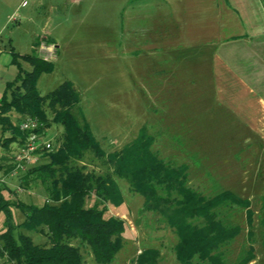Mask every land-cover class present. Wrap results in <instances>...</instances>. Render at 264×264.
<instances>
[{
    "label": "rangeland",
    "instance_id": "1",
    "mask_svg": "<svg viewBox=\"0 0 264 264\" xmlns=\"http://www.w3.org/2000/svg\"><path fill=\"white\" fill-rule=\"evenodd\" d=\"M156 1L158 4H154L152 9L148 5L152 1L147 0H0V54L4 57L10 49H14L20 53L35 51L42 55L47 52L41 50L42 44L51 47L54 67L51 72L39 76V92L46 94L61 82L71 81L80 96L76 108L81 110L92 134L107 151L123 147L144 126L155 137L153 148L159 155L188 164L190 183L201 192L213 195L218 190L229 189L249 199L254 211L252 229L255 249L254 259L249 264H264L261 245L263 227L260 224V198L264 195V170L260 165H263L264 143L261 141V144L262 139L251 138L244 126L226 127L225 121H211L207 117L208 112L202 110L213 103L209 93V71L212 69L208 55L210 48L202 47L203 77L172 80L176 83L196 81L199 88L204 89V94L197 97L178 94L163 96L162 88L150 85L153 81L157 87L163 85V66L191 67L190 62L180 65L177 59L187 54L185 58L190 61L192 55V51L174 49L165 54L171 57L168 64L163 62L162 49L152 51L150 46L155 43L154 38L162 35L160 27L174 21L172 12L164 11L169 9L168 4L164 5L162 0ZM48 38L53 39L54 43L48 44ZM38 41L40 44L36 47ZM55 45L58 46L57 51ZM1 59L0 97L6 82L17 73L15 65ZM154 75L155 79H152ZM154 90L160 94L154 96ZM164 105L168 108L172 106V117L177 115L180 107L183 112H190L191 107L196 106L199 115H202L197 117L200 127L194 131V142L179 136L178 127L166 126L168 111L163 108ZM59 131L60 128L52 124L45 130V139L53 142ZM233 133L236 140L230 147H234V150L239 148L235 157H216L218 149H222L220 155L226 154V142L221 141L229 139L228 135ZM248 139L253 140L255 152L252 158L241 159L243 153L247 152L245 144ZM254 139H257L256 142ZM99 162L98 159L90 161V157L86 160L89 168L102 172L106 167ZM11 178L9 174L5 177L7 182ZM119 185L124 202L119 206H110L109 212L125 219L128 229L124 245L111 264H136V255L147 247L159 250L157 264H178L173 251L176 236L168 228L158 227L161 224H157L151 212L141 210L143 198L131 194L124 180L119 179ZM32 186L29 192L23 190L21 183L18 187L21 190H6L4 197L12 202L40 205L46 198L44 186L39 182H33ZM93 200L88 198L87 205L92 204ZM11 211L14 221H23L24 214L19 206L13 204ZM226 211V220L241 226L240 233L225 249L227 260L232 264L248 245V226L244 210ZM4 221L5 213L0 210V230L4 227ZM22 231L35 243H45L47 240L38 231ZM81 251L85 264H99L87 247ZM0 264L13 262L0 256Z\"/></svg>",
    "mask_w": 264,
    "mask_h": 264
},
{
    "label": "trees",
    "instance_id": "2",
    "mask_svg": "<svg viewBox=\"0 0 264 264\" xmlns=\"http://www.w3.org/2000/svg\"><path fill=\"white\" fill-rule=\"evenodd\" d=\"M47 43L54 41L48 38ZM10 53L17 73L6 82L0 97V148L10 152L12 141L23 144L27 132L19 129V123L29 116L41 122L37 131L45 133L56 124L60 134L54 137L50 150L40 153L36 165L19 171H25L24 188L29 189L33 182L44 186L43 203L12 202L0 196V210L5 213L1 257L13 264H85L81 249L87 247L95 262L111 264L128 229L125 219L109 212L110 206L124 202L121 179L131 194L143 198L141 210L151 212L161 224L158 227L168 228L176 236L173 251L178 264H229L225 249L241 226L228 222L225 213L238 209L245 212L248 245L232 264H249L254 259V211L249 199L229 189L213 195L201 192L190 183L188 164L159 155L153 148L155 137L144 126L123 147L107 151L76 108L80 96L71 81L61 82L46 94L39 92L37 80L53 70V62L35 51L10 49ZM89 157L106 168L102 172L89 168ZM13 167L14 161L4 173L8 175ZM88 198L94 199L90 205ZM260 201L264 249V195ZM13 204L21 208L23 221H14ZM22 229L38 231L47 240L35 243ZM159 257L158 249L147 247L139 251L135 263L157 264Z\"/></svg>",
    "mask_w": 264,
    "mask_h": 264
},
{
    "label": "crops",
    "instance_id": "3",
    "mask_svg": "<svg viewBox=\"0 0 264 264\" xmlns=\"http://www.w3.org/2000/svg\"><path fill=\"white\" fill-rule=\"evenodd\" d=\"M148 1H152L148 4L152 6V9L154 4H158L156 0ZM162 1L164 5L168 4L169 9L166 8L164 11H171L174 21L170 24L164 23L160 27L162 35L154 38L155 43H152L150 47L153 52L162 49L163 62L166 61L168 64L171 62V57L165 54L172 50L179 48L192 51L190 61L185 58L187 54L177 59L180 65L190 62L191 67L190 65L177 68L163 66V74H165L163 85L157 87L153 80L150 85L153 88H162L163 96L178 94L197 97V95L204 94L202 92L204 89H200L196 81L176 83L172 80H175L174 78L196 80L203 77L201 72L202 47L210 48L208 55H210L212 69L209 71L211 76L209 93L213 98V103L206 107L202 106V110L208 112L206 114L211 121H225L226 127L244 126L251 138L262 139L260 142L264 143V0ZM56 48H58L57 45H55V51H57ZM0 59L5 63H11L10 51L4 57L0 54ZM155 75L152 79H155ZM153 94L155 96L160 92L154 90ZM166 107L167 105L163 106L168 111L166 126L178 127L179 136L194 142L193 139L196 136L194 131L200 127L197 117L202 115H199L196 106H192L190 112H183L180 107L177 115L173 117L171 115V111H174L172 106ZM228 137L229 139L221 142H226V151L233 153L227 154L226 152L220 155L222 149H218L219 153L216 157L222 158L224 155H227V158L235 157L239 148L234 150L230 144L234 143L236 135L233 133ZM257 139L254 141L256 142ZM253 143L252 139L246 141L247 152L243 153L244 156L241 159L252 158L255 152ZM21 146L20 142L14 140L9 145L10 152L0 148V178L4 179L0 182V196H4L6 190L17 191L19 185L24 182L22 178L24 172L36 165V163L28 165L25 171L18 172L14 176L10 175L13 178L6 181L7 175L4 171L13 161V155ZM240 154H242L241 151ZM263 160V165H260L262 170H264ZM261 172L258 171L259 174ZM33 187L31 184L27 190L31 192Z\"/></svg>",
    "mask_w": 264,
    "mask_h": 264
},
{
    "label": "built area",
    "instance_id": "4",
    "mask_svg": "<svg viewBox=\"0 0 264 264\" xmlns=\"http://www.w3.org/2000/svg\"><path fill=\"white\" fill-rule=\"evenodd\" d=\"M41 50H46L41 56L45 60H51L53 51L51 47H44L41 45ZM42 126L41 122L34 117H26L19 123V129L27 132L25 141L22 146L13 155L14 167L9 175L14 176L20 170H24L28 165L38 162L40 153L43 150H50L52 148V141L45 139V133L37 131ZM4 179L0 178V182ZM21 190L20 188H18Z\"/></svg>",
    "mask_w": 264,
    "mask_h": 264
}]
</instances>
